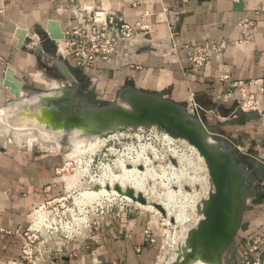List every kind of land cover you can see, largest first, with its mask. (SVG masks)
Instances as JSON below:
<instances>
[{
    "label": "crops",
    "instance_id": "crops-1",
    "mask_svg": "<svg viewBox=\"0 0 264 264\" xmlns=\"http://www.w3.org/2000/svg\"><path fill=\"white\" fill-rule=\"evenodd\" d=\"M78 2L85 14L99 7L147 28L121 43L110 61L82 68L59 51L60 38L51 37L78 24L64 0H0V264L21 255L22 231L33 211L61 190L60 183L51 185L56 165L68 154L63 146L17 141L23 128L15 123L20 115L17 103L37 90L32 85L36 81L44 89H76L81 79L96 84L97 105L99 100H115L124 87L160 93L196 111L211 132L237 150L239 164L253 174V183L225 264H236L251 247V258L264 263V92L259 96L262 114L242 112L237 90L227 96L220 80L228 75L234 80L262 79L264 84V0ZM244 19L249 21L246 33ZM206 43H223L224 49L210 52L203 66L195 68L189 60L191 48ZM48 66L55 76H48ZM145 221L143 214H111L97 225L95 243L80 258L66 256L49 264H157V242L145 236Z\"/></svg>",
    "mask_w": 264,
    "mask_h": 264
},
{
    "label": "water",
    "instance_id": "water-1",
    "mask_svg": "<svg viewBox=\"0 0 264 264\" xmlns=\"http://www.w3.org/2000/svg\"><path fill=\"white\" fill-rule=\"evenodd\" d=\"M59 32L51 37L62 38L63 33ZM68 80L72 82L73 78ZM17 105L22 117L20 123L25 121L34 124L32 128L47 130L48 142L63 147L75 138L93 139L127 127L148 129L152 126L194 146L204 160L211 185L207 196L196 206L197 221L188 226L168 264H225L226 251L237 235L246 209L249 183L232 145L211 132L199 116L160 93L135 87L122 88L116 99L106 105L79 99L70 85L31 91ZM114 189L140 203L149 202L166 214L159 203L130 187L114 185Z\"/></svg>",
    "mask_w": 264,
    "mask_h": 264
},
{
    "label": "rangeland",
    "instance_id": "rangeland-1",
    "mask_svg": "<svg viewBox=\"0 0 264 264\" xmlns=\"http://www.w3.org/2000/svg\"><path fill=\"white\" fill-rule=\"evenodd\" d=\"M39 64H42L43 66V62H40V60ZM49 67L50 66H48V68L46 69L48 76H55V74L51 70H49ZM33 77L38 78V75H33ZM33 82H35L34 79ZM35 83L37 85H32L35 86L37 90H44V85L40 84V82L37 81ZM59 87L61 86L59 85ZM97 89L98 88L96 84H93V82H91L90 80L81 79L79 86L75 89L76 96L83 101L97 104ZM99 101L100 102L98 105H104L110 102L104 100ZM186 109L189 111L188 108ZM190 112L197 116H200L196 111ZM31 130L35 131V134L39 136L37 130L33 128H31ZM38 138L40 139V136ZM77 140H79V144L77 146L70 149H68V146L64 147L69 151H67L69 156L76 155V153L79 152L82 147H85L86 142L84 143L82 139L78 138ZM104 142L105 141H103V143ZM103 143L94 144V146L92 147L96 148V150L98 151V154L94 157V161L90 166V173L92 175L100 174V167L102 164H112V162H114L116 159V161L120 159H126L124 157L127 155L130 156L131 154L134 158V156L136 155L135 153H138L141 150H146L145 152L149 153V157L152 159V161L154 160L153 163L149 166L150 170L148 171L145 178V188L147 190L145 196L147 197V199H152L156 202L165 201L168 203V207L171 210V215L169 217L170 223L166 220L167 215L162 214L158 209L157 212L155 210V207L151 205L147 206V204H141L137 202L132 203V206L130 207L131 210L127 211V213L145 215L146 221L144 225V231L149 230V233H146L145 236L149 238L151 237V239L155 237V240L157 242L154 258L157 260V264H167L173 251V243L179 241L180 235H182V233L190 224H193L197 221L199 215L196 211L192 212L191 204H193V202H191V199H189L188 197L184 198L183 195L179 194L172 196L171 198H169V200H166L165 195L169 192V190L177 189L176 186H178V184L182 182L183 184L185 183L183 186L184 189H182V194L185 191H189V194H193V192L197 190L201 193L200 198L206 197L207 193L201 191L202 187L199 183L195 182L191 184L187 179L192 176L195 177L197 175H206L209 180L208 186L210 188L211 183L204 161L200 162L196 154H193L189 150L187 144L181 139L176 140L172 144L164 142L160 138L158 139L150 135H145L138 140L118 139L107 140L105 142V145H103ZM50 144L52 145L43 147H61V145L58 144ZM97 146H99V148H97ZM77 147L80 148L76 150ZM233 149L234 153L237 156V150L234 147ZM171 157L174 159V161L170 159ZM240 161H242V159H240ZM171 166H174L178 170L177 173H180L179 176L181 178L178 177V179H176L173 177L171 173ZM111 167H113V169L115 167V169H118V171L120 170L118 167H116V165H113ZM137 167L140 170H144L143 165ZM245 172L247 173V171ZM72 173V171H69L67 173L68 175L66 181L67 188L69 190L65 192L61 200H57L56 202L48 205L46 208V210L51 211V216L54 217L56 221L58 232L53 236L47 235L44 226L41 227V230L38 233L28 232L30 238H26V243L30 254L23 264H49L53 259H58L66 256L72 258L81 256L85 253V251L88 250L89 247H92V245L95 243L92 236L94 235V230L95 228H97V225L101 222L104 223L105 221L109 220L111 214H121V212H118V208L115 207L113 208V211H109L108 213L99 215L98 213L100 212V208H98V210L96 211V203L101 202V196L93 200L87 199L86 202L84 201V199L81 200L79 195L81 189L71 191L72 188H76V186L79 187ZM251 176H253V174L247 173V181L249 183L248 195L250 194L253 183V178ZM250 177L251 179H249ZM186 186L189 187V189H187ZM103 210H105V206ZM178 212L184 214L185 216H189L190 221L186 223L175 222L174 215ZM71 215L78 218L79 220L75 222L77 223V226H74L75 231L71 235H66L60 227L65 228L63 227L64 222H68L69 226V223L71 222ZM60 222H62V226L60 225Z\"/></svg>",
    "mask_w": 264,
    "mask_h": 264
},
{
    "label": "built area",
    "instance_id": "built-area-1",
    "mask_svg": "<svg viewBox=\"0 0 264 264\" xmlns=\"http://www.w3.org/2000/svg\"><path fill=\"white\" fill-rule=\"evenodd\" d=\"M64 2L66 8L70 11L71 18L77 21L78 24L63 32L62 38L58 39V49L63 55L72 58L75 65L78 67L92 68L97 61H110L116 54L121 43L130 41L134 37L136 31H145L147 28L141 21L134 24L126 23L118 13L112 10H104L95 7L89 14H85L86 10L84 6L81 5L78 0H64ZM241 27L246 33L249 29V21L244 19L241 23ZM188 47L187 45V48ZM222 49H224L223 43H206L204 45L194 46L191 48L189 60L195 68H200L207 61L210 52H219L222 51ZM220 80L227 86V96H231L232 91L237 90L238 98L236 103L239 111L262 114L263 111L261 109V100L259 97L264 92L262 79L243 81L234 80L228 75H221ZM145 135H150L158 139L160 138L162 141L172 144L176 140H180L178 138H171L165 131L152 126L148 129H133L127 127L122 130L112 131L105 136L107 137L105 142L107 140L118 139L138 140ZM105 142L103 145H105ZM97 148H99V146H97ZM95 150L96 148L85 146L74 156L66 154L62 157L61 161H59L55 167L56 180L51 185L52 187H56L60 183L61 190L55 195L47 197L33 211L30 224L22 231L23 243L21 255L18 259L9 260L6 264H23L28 258L30 254L26 243V238H30L28 232L38 233L42 226L45 227L47 235L53 236L58 232L56 221L54 217L51 216V211L46 210V208L57 200H61L65 192L69 190L66 181L69 171L73 172L72 175L75 177V181L79 186L72 188L71 191H75L76 189H81L82 191L83 187L92 188L93 186H98L100 188L97 182L102 177L105 166H113L117 159L112 162V164H102L100 167V174L92 175L90 173V166L94 161V157L98 154V151ZM99 196H101V202L96 203V211L100 208L99 215L113 211L115 207L118 208V212L125 213L131 210L130 207L132 203H136L133 199L129 198V200L128 196L110 189L93 199ZM104 206L105 210H103ZM78 220V218L71 215L69 226L68 222H64L63 227L65 228H60L66 235H71L75 231L74 226H77L75 222ZM60 225L62 226V222H60ZM146 233H149V230H145L144 234ZM254 248L255 247H251L249 250L245 251L236 264H264L261 260L251 258L250 252L254 250Z\"/></svg>",
    "mask_w": 264,
    "mask_h": 264
},
{
    "label": "bare ground",
    "instance_id": "bare-ground-1",
    "mask_svg": "<svg viewBox=\"0 0 264 264\" xmlns=\"http://www.w3.org/2000/svg\"><path fill=\"white\" fill-rule=\"evenodd\" d=\"M21 119H22V117H20V116H17V118H15V123H17L19 126L23 127L20 130V132H19V135L17 137V141L26 140L29 143H33V144H37V145H42V146H50V145H52V144H50V142H48L50 140V133L47 130L42 129V128H37V129L36 128H33V129H35V130L38 131L39 136H40V139H39L38 138L39 136L37 134H35L36 132L33 131V130H31V128H32V126L34 124H29V123H27L25 121L23 123H20L21 122ZM29 125L30 126L32 125V126L30 127ZM27 126L29 127L28 129L27 128H24V127H27ZM74 134H76V133H74ZM171 138H173V137H171ZM106 139H107V137H105V136H98V137H95L93 139H82V141L84 143L86 142V145L85 146H87L89 148H92L94 146V144L103 143V141H105ZM181 140H183L187 144L189 150L193 154H196V156H197L198 160H200V162L204 161L203 158H202V156L199 154V152L197 151V149L194 146H192L190 143H188L184 139H181ZM78 144H79V140H77V138H75L68 145V147H69L68 149L73 148V147L77 146ZM79 148L80 147H77L76 150H78ZM145 151L146 150H141L140 152L135 153L136 155L134 156V158L130 155V156H128V158H127V156L125 157L128 160H126V159H120V160L116 161V163H114V166L116 165V167H118L120 169L119 171L117 169H113V167H111V166H105L104 172L102 174V177L97 182V185H100V188H98V189H92V188L83 187L82 188V191H81V194H80L81 195L80 196L81 200L84 199V201L86 202L87 199L88 200H91L94 197L105 193L109 189L112 190V191H116L114 189V185H120L122 188L130 187V188L134 189V191L136 193H141V194L144 195L145 198H147L145 196V193L147 191L146 188H145V178L147 176L148 171L150 170L149 166L153 163L154 160L152 161V159L149 157L150 156L149 153H146ZM179 155H181V154H179ZM141 165L144 166V170H140L137 167V166H141ZM206 170H207V168H206ZM177 171L178 170L174 166H171V173H172L173 177L176 178V179H178V177H180L179 176L180 173H177ZM105 176H106V178H105ZM182 176H183V174H182ZM182 179H184V178H182ZM187 179H188V181L191 184L192 183H195V182L199 183L201 185V187H202L201 191H203L205 193H208V191H209L208 181L209 180H208V178H207L206 175L205 176H198L197 175L195 177L192 176V177H189ZM184 184L181 182V183L178 184V186H176L177 189H174V190L171 189V190H169V192L165 195L166 196V200H169V198H171L172 196L179 195V194L180 195H183L184 198L185 197H188L189 199H191V202H193V204H191L192 205L191 206L192 207V212H195V211H197L196 210V206L198 205V201L200 202V200L202 199V198H200L201 197V193L199 191L195 190L193 192V194L192 193L189 194V191H185L182 194V192H183L182 189H184L183 188ZM129 198L130 197H128V199ZM148 200H152V199H148ZM135 202L140 203L138 201H135ZM157 203H159L166 210L165 211L166 212L165 215H167V219L166 220L169 222V217L171 215V210L168 207V203L165 202V201H160V202H157ZM141 204H143V203H141ZM145 204H147V206H150V205L153 206L149 202H147ZM155 210L158 212V210L156 209V207H155ZM174 219H175V222H182V223H186V222H189L190 221V217L189 216H185L184 214H181L179 212L178 213H175ZM187 229H188V227H187ZM186 230L182 233V235H180L179 241L174 242L173 245L171 244L172 245V248H173V251H172V254L170 255V259L168 260L167 264L170 262L171 259L174 258L175 249L177 248V245L180 242L183 241V238L185 236Z\"/></svg>",
    "mask_w": 264,
    "mask_h": 264
}]
</instances>
